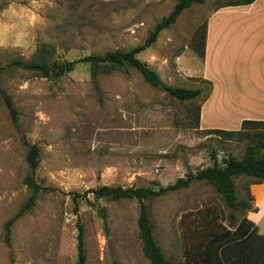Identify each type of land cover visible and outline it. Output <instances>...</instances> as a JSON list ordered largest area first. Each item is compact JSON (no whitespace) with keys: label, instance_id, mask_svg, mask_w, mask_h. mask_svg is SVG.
<instances>
[{"label":"rangeland","instance_id":"374dc122","mask_svg":"<svg viewBox=\"0 0 264 264\" xmlns=\"http://www.w3.org/2000/svg\"><path fill=\"white\" fill-rule=\"evenodd\" d=\"M177 0H0V264H75L76 223L82 226L84 264H150L141 252L134 200L82 196L98 186L165 187L190 170L239 160L254 145V130L227 139L200 130L196 109L206 99L201 60L191 48L208 17L228 0L192 4L135 57L170 87L199 88L191 101H178L142 81L127 65L97 72L77 63L58 78L12 65L53 66L126 51L141 45ZM235 50L232 63L250 64ZM206 81V80H205ZM1 94L11 101L15 121ZM205 97V98H204ZM37 148L32 180L41 190L16 218L4 240V223L33 192L26 155ZM255 180L233 179L239 200ZM44 190H43V189ZM77 198L73 210L72 195ZM253 201L251 203L253 204ZM154 241L171 264H197L212 235L232 230L246 213L228 209L212 187L192 182L145 202ZM100 210V211H98ZM103 217V218H101Z\"/></svg>","mask_w":264,"mask_h":264},{"label":"trees","instance_id":"16d2710c","mask_svg":"<svg viewBox=\"0 0 264 264\" xmlns=\"http://www.w3.org/2000/svg\"><path fill=\"white\" fill-rule=\"evenodd\" d=\"M255 0H228L219 8L245 6L253 3ZM205 0H177L170 12L160 19L148 32L143 43L137 47L126 51L114 50L105 52L102 55H88L74 61L64 62L53 66L49 70L43 65L34 63H22L14 61L12 65L21 69L38 72L45 78H58L70 72L73 66L77 63H86L90 66V78L93 82V87L97 90L95 78L97 72L110 71L116 67L127 65L136 70L142 78V81L147 85L158 88L169 96L178 101H191L199 97L202 90L187 89L180 87H170L160 81L158 76L149 69L144 63L140 62L135 55L144 51L156 40L157 34L163 29L172 25L176 18L192 4H202ZM205 44V26L202 29L198 43L191 48L196 57L200 60L204 57ZM206 84V96L208 95L211 84L208 81L201 80ZM204 97V98H205ZM1 98L6 109L11 116L12 122L15 121V113L11 106L10 99L1 94ZM199 107L196 109V121L198 122ZM254 130V145H246L243 155L239 160L232 157H227L223 165H219L216 161V153L210 152L212 165L209 167L197 169L195 171L188 170L183 177L176 179L172 184L165 187H126L120 186H98L93 189H88L82 196L87 194L92 195L93 200H134L138 206L137 216V232L141 243V252L143 257L150 264H171L167 261L158 246L156 245L152 229L149 223L147 207L145 202L153 198L163 196L168 192H174L180 189L187 188L192 182H203L214 189V191L222 198L224 205L230 209L229 223L234 221L233 212L240 209L244 212H256V207L251 201L248 190L247 195L250 201L239 200L235 194L233 179L237 177H247L255 180L254 184H264V121L244 120L240 123V128L236 131L224 130H204L208 133H213L221 136L224 139L230 136H240L247 130ZM37 148L32 146L29 148L26 155V163L29 169V176L25 179V185L32 190L31 196L26 203L20 208L18 213L4 223V240L7 241L9 228L13 221L22 213L31 208L34 200V194L38 192L40 187L32 180L33 172L37 166ZM43 189V188H42ZM44 190V189H43ZM79 195H72L73 210L76 211L77 198ZM100 211V210H98ZM244 213L235 227L232 230H224L218 234L212 235L207 242L202 246L201 251L197 254V264H264V236L257 233V228L253 222L246 218ZM103 218V217H101ZM76 255L75 264H84L85 255L83 248V230L79 223H76ZM188 264H195L194 261L187 257L185 260Z\"/></svg>","mask_w":264,"mask_h":264},{"label":"crops","instance_id":"0c3cea01","mask_svg":"<svg viewBox=\"0 0 264 264\" xmlns=\"http://www.w3.org/2000/svg\"><path fill=\"white\" fill-rule=\"evenodd\" d=\"M235 50L247 55L248 66L232 63ZM200 66L197 78L211 84L199 106L200 130L236 131L244 120L264 121V0L211 13ZM248 192L256 212L246 218L264 236V184H251Z\"/></svg>","mask_w":264,"mask_h":264},{"label":"clouds","instance_id":"9594fccd","mask_svg":"<svg viewBox=\"0 0 264 264\" xmlns=\"http://www.w3.org/2000/svg\"><path fill=\"white\" fill-rule=\"evenodd\" d=\"M3 43V41H0V44H2Z\"/></svg>","mask_w":264,"mask_h":264}]
</instances>
